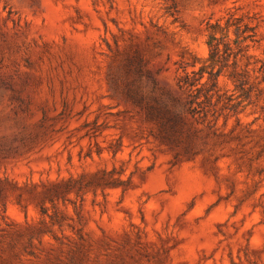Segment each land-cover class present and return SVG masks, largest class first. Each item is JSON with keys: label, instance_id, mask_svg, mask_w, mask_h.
<instances>
[{"label": "rangeland", "instance_id": "obj_1", "mask_svg": "<svg viewBox=\"0 0 264 264\" xmlns=\"http://www.w3.org/2000/svg\"><path fill=\"white\" fill-rule=\"evenodd\" d=\"M228 8L262 56L264 0H0V264H264V91L212 123L175 82Z\"/></svg>", "mask_w": 264, "mask_h": 264}, {"label": "trees", "instance_id": "obj_2", "mask_svg": "<svg viewBox=\"0 0 264 264\" xmlns=\"http://www.w3.org/2000/svg\"><path fill=\"white\" fill-rule=\"evenodd\" d=\"M258 21L247 13L238 14L227 9L221 16L205 23L208 47L206 56L181 50L176 62L175 82L189 113L195 118L214 122L237 114L238 105L259 97L264 91V48L262 56L251 51L260 47ZM231 83V91L221 84ZM127 94L139 101L142 96L129 86ZM231 111H234L230 113ZM162 116L174 127L181 116L171 109L150 111ZM236 120L238 116L236 115Z\"/></svg>", "mask_w": 264, "mask_h": 264}]
</instances>
